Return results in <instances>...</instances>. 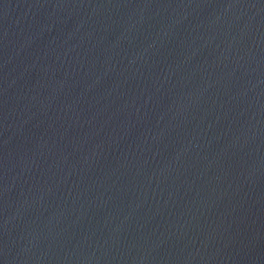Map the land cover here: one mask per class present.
Returning a JSON list of instances; mask_svg holds the SVG:
<instances>
[{"label": "water", "instance_id": "water-1", "mask_svg": "<svg viewBox=\"0 0 264 264\" xmlns=\"http://www.w3.org/2000/svg\"><path fill=\"white\" fill-rule=\"evenodd\" d=\"M0 264H264V0H0Z\"/></svg>", "mask_w": 264, "mask_h": 264}]
</instances>
